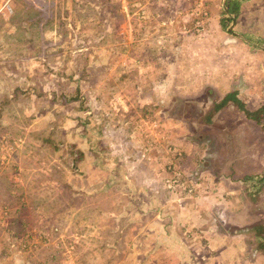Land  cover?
Wrapping results in <instances>:
<instances>
[{"label": "rangeland", "instance_id": "rangeland-1", "mask_svg": "<svg viewBox=\"0 0 264 264\" xmlns=\"http://www.w3.org/2000/svg\"><path fill=\"white\" fill-rule=\"evenodd\" d=\"M221 1L0 0V264H264V0Z\"/></svg>", "mask_w": 264, "mask_h": 264}, {"label": "trees", "instance_id": "trees-1", "mask_svg": "<svg viewBox=\"0 0 264 264\" xmlns=\"http://www.w3.org/2000/svg\"><path fill=\"white\" fill-rule=\"evenodd\" d=\"M230 2L227 4L228 5L227 6L228 11L230 13H234V12H236L238 10V7L232 6L230 4ZM255 41L257 43H259V44L264 46V38L263 39H256ZM231 100H233L234 102L239 103V101L235 98V96L233 94H227L226 96H224V98L220 101L219 104L215 105V109H220L221 107H223L225 104H227ZM243 111L245 112L244 114H246L248 118H251V120H254L257 124L264 125V106H262V107H260V108H258L256 110H253V111H250V110H247V109L243 110ZM254 177H257V176H253L252 174H248V175H245L244 180H249V181L251 180L252 181L254 179ZM248 190H249V195L248 196L251 197L252 194H251L250 191H252L253 188L248 189ZM254 227H255L254 228L255 236H256V239H257V241H256L257 247H258L259 250H261V251L263 250L264 251V223H256Z\"/></svg>", "mask_w": 264, "mask_h": 264}, {"label": "crops", "instance_id": "crops-1", "mask_svg": "<svg viewBox=\"0 0 264 264\" xmlns=\"http://www.w3.org/2000/svg\"><path fill=\"white\" fill-rule=\"evenodd\" d=\"M228 1L229 0H222L221 1L222 2V10H221V13H220L221 14L220 15L221 19L218 20V23H220V25L218 27H219L220 30L225 29V31L232 32V27H234V25H236V23H235L236 19L239 18L238 17L239 16V12H242V10L244 9L245 4L247 2H249L250 0H230L231 2L230 1L229 2H230V4L232 6L238 7V10L236 12H234V13H230L228 11V8H227V6H228L227 4L229 3ZM227 28H228V30H226ZM243 41L247 42L248 45H250V47H252V45H254L253 41H248L246 39H243ZM255 45L257 46L256 41H255ZM257 48H260V46H257ZM260 49H262V47ZM200 65H202V63ZM203 75L205 77L199 78V86L201 87V89H203L204 86H206L208 89H210L212 87V85H211V83H208V82L211 81L210 80L211 74L210 75L203 74ZM230 90L227 91L226 94H235V92L233 93ZM249 199H251V198L249 197Z\"/></svg>", "mask_w": 264, "mask_h": 264}]
</instances>
